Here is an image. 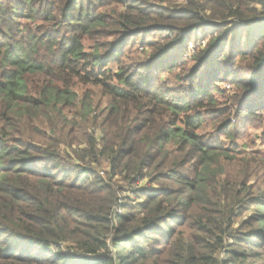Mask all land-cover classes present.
<instances>
[{
    "label": "trees",
    "instance_id": "16d2710c",
    "mask_svg": "<svg viewBox=\"0 0 264 264\" xmlns=\"http://www.w3.org/2000/svg\"><path fill=\"white\" fill-rule=\"evenodd\" d=\"M57 1L0 0V264H264V180L252 183L250 171L251 162L264 168V154L201 133L204 117L220 114L207 89L224 76L242 98L234 116L257 117L264 141V0L133 8L119 14L120 41L104 54L83 43L103 18ZM38 19L55 30H32ZM205 27L194 58L198 71L213 70L199 84L189 75L185 97L135 79L139 70H96L119 64L124 42L146 29L168 32L161 43L144 41L154 60ZM235 57L250 75L230 69ZM75 80L110 100L101 142L87 135L75 157L105 163L103 174L60 149L69 111L83 122L93 112L69 88ZM229 121L215 127L226 139L236 127ZM223 160L241 167L228 174Z\"/></svg>",
    "mask_w": 264,
    "mask_h": 264
},
{
    "label": "rangeland",
    "instance_id": "374dc122",
    "mask_svg": "<svg viewBox=\"0 0 264 264\" xmlns=\"http://www.w3.org/2000/svg\"><path fill=\"white\" fill-rule=\"evenodd\" d=\"M38 1L39 0H36V3ZM53 1L54 3L58 2L57 0ZM76 1L81 3L83 11L89 10L92 14H96L97 16L103 18L102 26L92 28L90 37H85V40L83 41L86 52H92L93 47L98 45L100 47V54H104L106 49H108L106 46L107 44H117L120 41V25L117 24V21L120 19L119 14L131 12L133 11L131 10L133 8L136 9L135 12L141 10L143 13H149L148 6L152 5L168 6L175 9H180L184 6V2H182V0ZM67 2L68 0L62 1L64 4ZM86 6H88V8H86ZM74 11L77 12V8ZM74 11L71 12V15L75 13ZM65 23L67 24V22ZM35 24H40L42 29L48 26L46 22H41L39 19L37 21L35 20L31 26L32 30L36 32H40V29H38ZM67 27L68 26L65 25L63 30L68 31ZM45 29L51 32L55 30V26H48ZM210 30L211 27H205L204 30L198 29L197 34H195V32L192 33L191 41L187 43L186 48L185 46L181 48L180 45L179 48L170 51L166 57L151 60L150 48L144 44V41L149 40V42L156 41L161 43L163 41V36H167L168 32L163 31L162 29H154L153 31L146 29L142 35H134L124 42L125 47L121 50L122 56L118 60L119 64L112 59L108 61L104 67L101 69L98 68L96 70L106 71L109 70L108 68H110V71L107 73L110 76H112L111 72H116L120 66H125L126 70L129 69L130 71L133 70L137 72L139 70L137 73L140 74L138 76L135 75V79H139V76H141L143 80L151 83L157 81L164 87L167 86L170 89H174L178 96L185 97V94L191 91L189 75L198 74L199 79L195 84H199V82H205V80H208L210 72L213 70L212 67H209L206 70L202 68L201 71H198L199 66L194 58L197 55L196 53L204 48V43H206L209 38L208 34ZM245 34L246 33H244V35ZM244 35L243 37H245ZM195 37L196 42H193ZM164 64H166V66H172L171 70L164 69ZM219 64L223 66V63L220 62ZM245 64H247L246 61H241L240 58L235 57L230 69H232L236 75H242L246 77L250 75V72L249 69L244 68ZM220 65L217 63L215 64L216 67H221ZM137 66L138 68L136 69L135 67ZM133 71L131 73H133ZM110 81L116 84L113 79ZM73 82L69 88H71V90L77 94V99L79 102H81L86 95V98L89 100V102L86 99L84 105L89 104L93 112H91L87 117L88 122H83L82 118H78L77 110L71 109L69 111L70 113L68 114V118L66 120L67 122L65 123L64 135H62L63 139L60 143V149L69 156L71 162L76 164L80 163L87 168H94L99 171V173L103 174L106 167L105 163H102L101 167H96L95 163H91L90 161H77L75 160V157L76 153H80L81 149L84 147L83 142L85 141V137L87 135H92L94 138L98 139L99 142H101L100 137L104 134L102 130L105 128L104 120L108 118L107 115L109 112L110 100L104 95L101 88L97 84H82L77 80ZM230 83V78L226 79V77L222 76L217 80L216 84L212 86L213 88L211 87L207 89L211 90V92H213L215 95V98L218 101L217 109L219 110L220 114L218 117H211L209 114L208 116H205V123L201 133L205 136L212 138L215 137V139L221 140L226 147H242L245 150H253L264 154V141L260 139L261 125L257 117H245L246 120H242L240 117L236 119L233 114L234 107L242 102V98L241 96L237 99L233 98V96H238V93H234L232 90L233 88L230 87L231 85H229ZM240 93L242 94V92ZM226 109L227 111L225 112ZM228 119L232 122V124L235 123L236 126L232 132L233 137L230 139L224 138L217 132V129H215L216 126L223 125V123H220L221 121H224L225 123V120ZM63 140H65V145ZM222 164L224 165V171L228 174L236 173L241 167V162L239 161L236 163H231L229 161L223 160ZM250 171L253 172L252 183L255 181V179L264 180V168H262L259 164L251 162ZM117 179H119V177H117ZM117 182L120 183L121 186H125L126 184L123 182V180H119ZM143 184L144 182L141 183V185ZM123 196H130V193H124Z\"/></svg>",
    "mask_w": 264,
    "mask_h": 264
}]
</instances>
